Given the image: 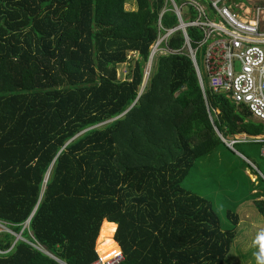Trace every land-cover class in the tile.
Listing matches in <instances>:
<instances>
[{
    "label": "trees",
    "instance_id": "obj_1",
    "mask_svg": "<svg viewBox=\"0 0 264 264\" xmlns=\"http://www.w3.org/2000/svg\"><path fill=\"white\" fill-rule=\"evenodd\" d=\"M128 1L0 0V222L67 264L92 262L95 241L103 257L117 251L114 230L121 264H222L238 216L228 210L222 229L210 201L181 182L216 133L264 136V124L202 91L179 30L138 95L158 21H178L170 0ZM187 35L193 47L198 32ZM250 193L264 221V191ZM15 237L0 230V264H58Z\"/></svg>",
    "mask_w": 264,
    "mask_h": 264
},
{
    "label": "built area",
    "instance_id": "obj_2",
    "mask_svg": "<svg viewBox=\"0 0 264 264\" xmlns=\"http://www.w3.org/2000/svg\"><path fill=\"white\" fill-rule=\"evenodd\" d=\"M170 1L178 25L175 28H164L158 21V35L150 46L146 65L150 66L154 57L176 52L167 47L166 41L175 30H179L202 91L205 84L213 92L224 93L235 104L244 106L252 119L264 124V0H180L178 4L174 0ZM232 1L242 12L231 7ZM187 28H194L198 32L193 47ZM197 54L200 55L202 72L196 61ZM207 111L209 113L208 108ZM239 142L259 143L260 155L264 157V136L240 135L230 139L227 144L232 147ZM0 227L56 263L67 264L35 240L28 241L20 237L1 222ZM114 233L115 230L112 240L117 251L103 257L96 250L95 241L96 258L88 264H121L124 261V254Z\"/></svg>",
    "mask_w": 264,
    "mask_h": 264
},
{
    "label": "rangeland",
    "instance_id": "obj_3",
    "mask_svg": "<svg viewBox=\"0 0 264 264\" xmlns=\"http://www.w3.org/2000/svg\"><path fill=\"white\" fill-rule=\"evenodd\" d=\"M234 4L235 2L232 1L231 7L237 12H242ZM125 8L130 10L134 9V0H129ZM185 50L188 52L187 48ZM156 60L157 57H154L150 66L145 65L138 95L143 93L148 85L149 79L154 71L153 68L155 67ZM198 68L202 72V63L200 60L198 62ZM127 69L128 63L117 66V76L119 79L126 77ZM210 119L212 121L214 115L210 116ZM216 134L218 135L219 133ZM224 140L226 141L225 143L229 141L227 139ZM225 143L223 141L215 143L211 153L196 161L189 174L181 182V186L185 189L192 190L210 201L213 210L218 216L222 229H229L231 227L226 212L230 210L237 214L238 223L235 228V238L222 264H264V221L254 207L252 200L248 199L250 198L251 188L254 187L256 190L262 192L264 189L260 184L256 185L259 182L256 180L257 176L251 174L252 170L250 168L242 166L241 160L246 161L238 154L248 161L246 163L250 165L257 175H259L258 172L261 174L259 176L263 180L264 157L260 155L258 145L233 144L232 150ZM216 160L220 164H216ZM232 168H234V176L228 179L226 175ZM210 171L212 172L209 174ZM216 171L222 173L221 177L217 179H215L216 176L212 177L211 175ZM111 227L112 225L108 224L105 227L104 233L108 234ZM0 230H3V227H0Z\"/></svg>",
    "mask_w": 264,
    "mask_h": 264
},
{
    "label": "water",
    "instance_id": "obj_4",
    "mask_svg": "<svg viewBox=\"0 0 264 264\" xmlns=\"http://www.w3.org/2000/svg\"><path fill=\"white\" fill-rule=\"evenodd\" d=\"M82 132H83V131H82ZM82 132H80L79 134H81ZM79 134H78V135H79ZM78 135H76V136H78ZM76 136H75V137H76ZM73 138H74V137H73ZM220 140L223 141V142L225 143V141H224L223 138L220 137ZM225 144H226L229 148L232 149V147L229 146L227 143H225ZM232 150H233V149H232ZM238 155H239L242 159H244L246 162H248L243 156H241L240 154H238ZM257 172H258V171H257ZM258 174L261 176V174H260L259 172H258ZM27 221H28V220H27ZM15 238H18V237H15Z\"/></svg>",
    "mask_w": 264,
    "mask_h": 264
}]
</instances>
